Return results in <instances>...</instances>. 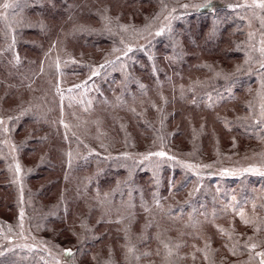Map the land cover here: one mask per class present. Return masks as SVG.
<instances>
[{
	"label": "rangeland",
	"instance_id": "rangeland-1",
	"mask_svg": "<svg viewBox=\"0 0 264 264\" xmlns=\"http://www.w3.org/2000/svg\"><path fill=\"white\" fill-rule=\"evenodd\" d=\"M34 1L37 0H0V5H12L7 9L0 7V13L6 21H24L25 11L33 6ZM155 1V9L141 24H134L142 19L141 11L133 14L131 18L132 13L124 11L118 4L107 7L109 13L114 16L113 19L106 13L97 15V18H100L99 27L107 25L115 36L112 45L94 50H77L67 41L59 42L65 43L67 55L78 60L79 65L88 67L89 73L83 83L96 79L95 89L99 86L97 79L107 80L103 76L105 72L102 71L108 67L105 61H110L111 64L117 61V58H126L125 55L119 57V53H115L121 52L120 47L123 46L124 52H128L127 46L132 45V50L128 53L140 54L142 49L152 44L151 40L171 33L172 27L184 25L187 29L194 20L202 22L199 32L193 30V33H186L187 40L180 37V44H176L178 49L188 52V65L199 63L202 69L182 70L186 82L191 81L192 75L199 76L196 91L191 82L187 95L190 94L195 101L201 102L200 109L184 110L179 116L181 119L186 113L189 119L185 131L181 133V128L174 129L175 135L170 145H162V140L151 136L150 133L141 138L138 136L140 131L134 126V117L125 111L128 108L104 111L102 108H96L97 104L90 106L88 98H81L77 105L92 107L94 110L86 112L85 115L65 113L69 121L64 118V126L71 130L72 125L75 127L77 119L81 118L88 128L92 127V130H84L85 133L90 131L85 137H78L80 146L90 155L100 153V157L105 159H127L136 169L143 167L145 162L153 164L168 159L179 164L190 174L176 177L169 172L166 181L171 194L165 198L158 196L163 189V178H154L146 170H141L140 174L134 172L131 176L132 171L129 170L111 174L115 184L105 185L111 175L100 167L101 174L96 176L98 182L94 185V191L103 192L107 200L114 201L106 202L94 212L88 213L89 219L83 217L77 221L76 211L73 212L70 218L72 224L70 225L69 220L65 221L68 226L64 228L58 221L47 227L38 226V222L34 220L35 211L38 210L31 202L36 203L38 200L44 203V207L45 204L50 208L55 206V191L44 194L40 199L36 197L42 184L54 174L44 171L46 166L37 168L35 162L41 149H37L34 144L30 143L26 148L36 149L35 151L32 150L26 155L17 152L16 141L20 143L28 130L27 126L25 131L15 135L16 125L12 122L24 115L14 112L23 99L13 98L6 101L2 108L7 111L0 115L3 120L0 124V142L6 152L3 157L4 164L8 163L16 199L15 214L10 209L4 210L0 205V253H3L0 255V264H18L21 261L28 264L37 261L40 264H56L59 261L60 264H65L66 260H71L73 264H260L261 256L257 253H264V175L259 171L264 170V123L257 121L264 120L261 116V105L264 104V88L261 87V81L264 79V70L260 68L264 57L258 49L264 47V9L255 6L254 0H210L211 7L199 8L196 5L205 4L207 0ZM185 4L189 7H183ZM142 9V12L149 13L152 6L146 5ZM91 24L98 25V22L76 20L73 27L78 26L76 28L79 30L88 31L86 27ZM122 25H127V29H123ZM162 27L164 31L157 35V31ZM209 37L217 41V53H211L203 47ZM170 39L175 41L172 36ZM222 51H230L229 58L222 57ZM153 57L157 58V55ZM141 59H147L146 51L137 57L138 61ZM101 65L103 67H99ZM124 65L122 63V68ZM143 68L148 70L150 66L140 65L137 73L135 71L137 77H147L146 74H140ZM93 70L98 74L93 75ZM106 73L109 81L113 80L109 70ZM122 76L124 77L123 74ZM72 77L74 81L79 75ZM154 77L161 79L160 76ZM134 84L135 82L131 84L132 88ZM181 85L185 93L186 87ZM91 91L92 89H89L88 93ZM130 93L133 94L131 90ZM171 93V87L156 91L150 97L151 104L156 105ZM101 94H105V89ZM112 95L116 96L111 93L110 98H113ZM133 103L131 104L148 107L141 99H134ZM146 114L151 123L155 122L154 109L147 108ZM9 117L12 119L9 120ZM122 118L130 121L127 129L129 133H124L125 129L121 133L115 125L120 124ZM238 118H241V121ZM218 119L222 122L219 123ZM114 121L116 123H113ZM195 122L200 124L198 138L194 139L196 144L192 140ZM97 133L100 136L99 141L95 137ZM133 140H140L139 147L134 145ZM145 146L148 148H144ZM161 151L166 155H147L149 152ZM123 153L129 155L124 156ZM189 164L193 167H187ZM68 167H73L69 161ZM250 167L258 170L244 171ZM225 169L228 170L226 173L222 171ZM29 172L33 173L30 181L25 179ZM85 172L86 169L74 174V181L88 179L90 175L82 177ZM149 181H154L156 185L150 188ZM87 184L89 187L90 183ZM119 185L123 186V191L118 189ZM99 186L107 190L102 191ZM150 195L153 201L149 200ZM92 197L93 193L91 200L86 201L88 211L94 204ZM144 198L150 202L145 203ZM139 210L142 212V218H137ZM241 210L251 223L243 222ZM104 214L108 217H102ZM152 216L157 217L154 219ZM107 222L113 223L117 230L111 231L108 228L107 237L98 240L92 247V240L86 242L91 236L89 233L87 235L85 230L90 228L91 231L92 228L95 230L98 227V231H102L108 227ZM253 243L257 247L249 248L248 245ZM129 247L133 248L131 253L128 251ZM64 248H71L73 256L65 257ZM140 250L143 251L139 252ZM133 253L142 256L136 258Z\"/></svg>",
	"mask_w": 264,
	"mask_h": 264
},
{
	"label": "trees",
	"instance_id": "trees-1",
	"mask_svg": "<svg viewBox=\"0 0 264 264\" xmlns=\"http://www.w3.org/2000/svg\"><path fill=\"white\" fill-rule=\"evenodd\" d=\"M155 3V0H37L33 2V6H30L25 11L26 19L24 21L18 19L6 21L0 13V115L7 111L2 108L4 102L13 98L15 100L23 99L22 104L18 105L17 110L14 112L18 115L24 113V115L17 117L12 122L16 125L15 135L25 131L27 128L28 130H26V136L20 143L18 141H16V144L14 143L16 150L26 155L33 150V148L28 149L26 147H29L30 143L34 144L37 149H41L35 165L37 168L46 166V168H43L44 171L54 174L53 177L42 184L36 197L40 199L42 196L44 197V194L55 191L57 193L55 206L50 208L45 204L44 207L42 205L43 202L38 200L36 203L31 202L32 206L37 207L38 210L37 212L35 211L36 215L34 218L38 222V226L47 227L54 221H58L59 225L64 228L68 226L65 221L69 220L70 225L72 224L70 218L73 212L76 211L77 221L83 217L89 219L88 213L94 212L106 202L114 201L112 199L107 200L103 192L94 191V185L98 182L96 176L101 174L100 167L104 168L109 175L131 170L132 176L134 172L140 174L141 170H146L154 178H163V189L158 193V196L165 198L171 194L168 181H166L169 172H172L176 177L190 174L179 164L168 161V159L153 164L145 162L143 167L136 169L135 165L127 159L108 157L105 159L100 157V153L99 155H90L80 146L81 142L78 137H85L90 131L88 130L85 133L84 130H92V127L88 128V125L85 124L86 122L80 120L81 118L77 119L76 126L72 125L71 130L64 126V118L68 120L65 117V113L69 115H85L86 112L94 110L92 107L86 108L77 105V101L81 98H88L90 106L97 104L96 108H102L104 111L128 108L125 111L134 117L133 119L136 121L134 126L140 131L138 136L140 135L141 138L146 137L145 135L150 133L151 136L154 135L162 140V145H170L174 139V129L178 130L181 128L180 131L183 133L186 124L189 123V119L186 113L182 115L181 119L179 116L184 110L200 109L201 102L195 101L190 94L187 95L189 93L187 90H190L188 85L191 82L194 84V91H196V82L199 81V76L192 75L191 81L186 82L182 70L186 68L188 71H201L202 69L199 63L191 64L192 66L188 65L186 62L188 61V52L178 49L176 44H180V37L183 40L184 38L187 40L186 33H193V30L199 32L202 22L198 23V21L194 20V23L187 29L184 25L172 27L171 33L151 40L152 44L140 51V54L146 51L147 59L138 61L137 57L140 54L128 53L125 59L118 58V62L108 63V67L102 69L105 72L103 76L107 80L97 79L99 86L95 89L94 83L96 79L83 83V79L89 73L87 71L88 67L84 64L79 65L80 62L78 60H74L73 57L67 55L68 51L64 45L65 43L59 42L60 40L67 41L76 47L75 49L77 50H94L106 47L109 44L112 45L115 41V36L111 34L110 27L107 25L106 27H99L100 18H97L98 14L103 15L106 13L108 17L113 19L114 16L109 13L107 7L118 4L124 8V11L132 13L130 14L131 18H133V14L141 11V14L143 13L142 19L134 23L141 24L144 19L145 21L148 19V15L155 9ZM146 5L152 6L149 13L142 12L144 10L142 8ZM131 18L130 23L132 21ZM76 20H90L98 22V25L91 24L86 27L88 31H83V29L81 31L76 28L78 26L73 27V23L76 24ZM116 20L120 22L118 18ZM171 36L175 38V41L170 39ZM216 42L215 38L209 37L203 47L211 53H217L219 47ZM120 51L115 53H119V57H122V52L125 51L123 46L120 47ZM229 52L224 53L222 51L221 56L224 58L228 57ZM154 55H157V58L153 57ZM17 56L19 57L18 60L15 58ZM154 61L155 63H153ZM122 63L125 64L123 68ZM142 64L145 67L150 66L148 70L147 68L140 70V74H143V76L146 74L147 77L145 78L140 77L138 74V77L135 75V71ZM107 70L112 75L113 80L110 77L111 81L108 79ZM75 75H79V78L72 81L74 79L72 76ZM154 76H160L161 79L159 80ZM133 82H135L134 88L131 85ZM181 84L186 87L185 93L182 91ZM164 87L172 88L171 95H167L156 105L154 103L151 104L150 97L156 91L164 89ZM57 88H59V92ZM89 89H92L90 94L88 93ZM104 89L105 94H101ZM130 90L133 94L130 93ZM111 93L116 96L113 97L112 95L113 98H110ZM134 99L144 100L148 107L141 104L132 105L131 103H133ZM128 100L129 102H127ZM147 108L154 109L156 113V119L153 123L148 120ZM238 119L241 121V118ZM218 122L221 123L222 121L218 119ZM113 123L116 122L114 121ZM115 125L120 129L121 133L124 129V133H129L127 131L130 125L128 119L122 118L120 124ZM199 125V123L195 122V130L192 134L194 144H196L195 140L200 132ZM211 135L213 137V132ZM95 137L99 141V133L95 134ZM133 141L136 147L140 143V140ZM96 148L98 149V147ZM144 148L148 147L145 146ZM4 155L6 156V152L0 142V205L4 207V210L10 209L15 214L16 196L12 185V176L7 166L8 163L4 164ZM116 155L119 156L118 154ZM121 160L123 165H121ZM68 161L72 163V169L68 167ZM84 169H86V172L84 175L82 174V177L90 175L89 178L77 182L74 181V174L80 173ZM32 172H29L25 179L30 181L33 175ZM112 175L105 185L115 184ZM87 183H90L89 187ZM148 183H150V188L156 185L154 181H149ZM99 188L102 191L107 190L104 187L102 189L101 186ZM118 189L123 191V186L119 185ZM91 192L94 195L92 197L94 198V204H92V208H89L91 210L88 211L86 209L88 208L86 201L91 200ZM149 200L153 201L151 195ZM149 200L144 198L145 203H149ZM75 207L79 209H74ZM105 216L108 217V215H102V217ZM139 216L143 217L141 210H139L137 218ZM156 217L152 216L154 219ZM106 225L108 227L102 231H98V227L95 230L92 228L91 231H89L90 228L85 230L86 234L88 235L89 233L91 236L86 242L92 240L91 246L94 247L98 240L107 237L108 228L111 231L117 230L113 223L107 222ZM141 251L143 250L139 252ZM133 255L136 258L142 256L139 253H133ZM18 264L28 263L21 261ZM33 264L40 263L37 261L33 262Z\"/></svg>",
	"mask_w": 264,
	"mask_h": 264
},
{
	"label": "snow or ice",
	"instance_id": "snow-or-ice-1",
	"mask_svg": "<svg viewBox=\"0 0 264 264\" xmlns=\"http://www.w3.org/2000/svg\"><path fill=\"white\" fill-rule=\"evenodd\" d=\"M254 3H255V6L259 7V8H262L264 9V0H254ZM0 7H3L5 9L9 8V7H12V5H10L9 3H4L2 5H0ZM166 7V6H165ZM183 7L187 8L189 7V5L185 4L183 5ZM196 7H211V3H210V0H207V2L205 4H201V5H196ZM230 7H235V6H230ZM105 19H107V17H105ZM167 19V17H166ZM123 29H127V25H122L121 26ZM164 31V28H160L158 31H157V35L161 34L162 32ZM251 35V34H250ZM13 42H14V38H13ZM127 49H128V52H130L132 50V45H128L127 46ZM115 50V49H114ZM258 51L260 52L261 56L264 57V47H261L258 49ZM128 52H122V55H125L127 56ZM17 60L19 59V57H15ZM118 59V58H117ZM247 62V58H246V61ZM105 63H110V61H105ZM57 67H59V65H57ZM99 67H103V65L99 66ZM260 68L261 70H264V60H262L260 62ZM239 70V69H238ZM93 75H97V71L93 70ZM261 87L264 88V79H262L261 81ZM57 91L59 92V88H57ZM261 116L264 117V104L261 105ZM9 120L12 119V117H9L8 118ZM258 123H264V120H261V121H257ZM3 123V120L2 118H0V124ZM5 131H7V129H5ZM122 155L124 156H128L129 154L128 153H123ZM148 156H153V155H156V156H165L166 153L164 152H157V153H152V152H149L147 153ZM170 159H175V157H169ZM187 167L189 168H192L193 166L192 165H187ZM203 167H210V165H203ZM258 169H255L253 167H250V168H247V169H244V171H256ZM223 172H227L228 170L225 169V170H222ZM261 172L262 175H264V170H259ZM17 172H19V166L17 165ZM197 175H199V173H197ZM23 217V209H21V218ZM241 219L243 220L244 223H251L250 220H248L244 215H243V210H241ZM251 239V238H249ZM165 247L167 248L168 245H165ZM249 248H256L257 245L256 244H249L248 245ZM231 250V249H230ZM128 251L131 253L133 251V248L129 247L128 248ZM3 253H0V255H2ZM63 254L65 257H71L73 256V252H72V249L71 248H64L63 249ZM257 255H260L261 256V262L260 264H264V253H257ZM205 259H207V253H205ZM56 264H60L59 261L56 262ZM65 264H73V262L71 260H66L65 261Z\"/></svg>",
	"mask_w": 264,
	"mask_h": 264
}]
</instances>
